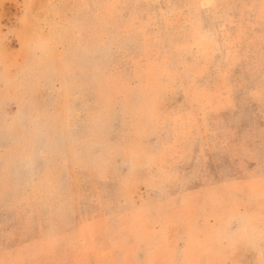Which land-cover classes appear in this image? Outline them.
Here are the masks:
<instances>
[{
	"label": "rangeland",
	"instance_id": "1",
	"mask_svg": "<svg viewBox=\"0 0 264 264\" xmlns=\"http://www.w3.org/2000/svg\"><path fill=\"white\" fill-rule=\"evenodd\" d=\"M0 264H264V0H0Z\"/></svg>",
	"mask_w": 264,
	"mask_h": 264
}]
</instances>
